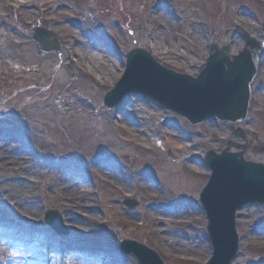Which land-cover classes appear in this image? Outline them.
I'll return each mask as SVG.
<instances>
[{
  "label": "rangeland",
  "instance_id": "obj_1",
  "mask_svg": "<svg viewBox=\"0 0 264 264\" xmlns=\"http://www.w3.org/2000/svg\"><path fill=\"white\" fill-rule=\"evenodd\" d=\"M9 1L0 0L2 21L7 28H12L15 38L22 40L30 49L22 47L17 49L12 46L5 50L0 49V62H7L6 65H0V184L9 182L16 186L15 192L11 193L2 190L0 185V243L9 242L18 248L17 258L20 260L32 256L35 251L40 250V244L48 242L52 247H66L69 251L81 248L94 249L104 256L113 257L118 264H135L121 258L117 253L120 241L128 238L153 248L165 264H185L174 258H167L147 233L148 221L145 214L151 206L164 204L171 211L161 210L162 216L158 214L162 220L160 229L171 228L172 221L181 227L189 225L198 235L193 239L199 241L206 249L205 253L194 258L195 263L190 264H205L211 256V251L205 235L206 222L203 212L196 207L198 195L208 178V173L201 162L208 149L224 148L223 143L229 135L228 125L208 121L191 126L184 119L166 113L156 105L136 96L140 101H136L135 108L128 109L127 105L121 107V111H116L121 116L113 118L114 127H108L107 120L115 111L103 106L105 94L121 78L125 69V55L134 48H144L150 52L144 45L152 29V24L147 18L156 3H161L170 11L166 0H150L145 5H141L137 0H77L82 15L93 19L92 21L74 17L70 14L73 9L69 13L68 10H57L60 13L57 15L56 7L53 5L42 4V0H30L36 19L29 25H23L18 21L14 11L7 7ZM175 1L179 5L176 12L170 11L165 18L177 26L174 27L173 35L168 37L167 42L170 45L164 46L188 54L195 64L190 67L173 56L163 61L156 56L154 58L164 67L180 73L197 74L196 70L205 62L211 43L220 47L229 46L233 54L242 49L239 35L245 28L237 24L235 13L243 15L239 19L247 20L248 31L252 35V30L257 27V21L264 19L258 12L257 14L263 18L257 19L249 12V8L244 4L246 0H196L192 7L184 9L183 4L192 3L193 0ZM257 1L261 0H250V3L256 5ZM197 18L203 22L200 26L203 36L197 35L198 38L192 36L189 30ZM188 19L191 20L190 23ZM67 20L73 23V31L60 32L55 29V24L58 28L59 25L63 27ZM34 28L50 31L58 37L55 40L60 50L56 54L41 56L32 40ZM160 29L164 30L163 26ZM91 30H95L97 36H93V33L89 36L88 32ZM71 33H76L79 39L82 38L83 46L91 54L81 51H76L75 56L69 54L68 51L72 48L68 46ZM82 33L85 36L87 34V37L83 38ZM11 36L14 37L13 34ZM98 36L112 43L117 55L108 53L101 40L97 42ZM159 37L162 38L160 35ZM49 41H52V37ZM89 57L100 60L97 62L101 64L104 83L96 71L92 76H84L80 72L79 62L90 68ZM103 64L110 69L107 75L104 74L106 68ZM70 75H74V79H71ZM94 77L100 84H91ZM256 86L257 82L253 88V106L245 130L251 133L249 140L252 139L264 148V97L257 94ZM62 96L67 98L66 103L60 101ZM76 102L86 105L89 109L82 112ZM71 107L75 108L76 115L82 116L86 113L89 118L82 120L64 111ZM149 125L156 126L167 135L168 141L162 139L163 145L159 143L160 148L154 141L152 142L155 151L151 148L141 150L131 143L123 142L142 140V137L149 135L146 130ZM6 134H11L8 135L10 141L3 139ZM153 138L154 136H150L148 139L154 140ZM148 139L145 143L147 145ZM105 150L110 151V156L103 153ZM71 152L81 154L84 159L95 156L88 174L91 183H85L83 173L82 177L75 178L74 183L68 186L67 193L76 190L80 197L83 196V192L91 194L94 207L101 212L96 214L100 220L99 237L86 239L76 236L78 235L76 233L82 231V225L88 222L83 216L90 214L89 208H78L82 217H75L74 222L66 221L62 215V212L66 213L62 210L66 208L64 203L68 201L66 204L77 209L78 204L70 203L76 200L73 198L65 200L62 196L65 191L54 192L51 188L40 185L44 177L49 181L50 176L43 170V166L35 163V159H44L50 166L55 165L57 158ZM94 152L97 153L92 154ZM187 152H193L195 159L191 161H197L196 167L200 171V175L193 178L194 180L187 174L186 168L190 160ZM248 157L252 161L264 160V156H255L252 153ZM142 173L150 178H158L164 196H158L154 200L153 193L136 190L134 183L138 180L137 176ZM118 177H123L128 182L124 191L120 186L117 187ZM94 179L99 180V186ZM103 186L112 189L117 187L113 190L115 194L110 198L107 197L106 191L100 195L98 191ZM43 192L48 194L45 200L39 197ZM147 193L149 196H146ZM131 195L138 202L134 210L121 206L124 199L132 198ZM107 200L111 201L110 206L118 210L123 218L133 217L131 226L115 225L112 211L107 210L103 204ZM174 202H180L183 206L172 209L170 205ZM41 203L45 204L39 209V214L36 216L29 214L31 204ZM47 209H55L61 213L68 230L66 235L60 236L51 232L42 222V214ZM169 213H175L176 218L168 217ZM189 214L195 218L188 220ZM26 217H30L33 224L23 225V228L14 224L18 220L24 222ZM237 221L240 254L233 264H264V208L246 207L238 213ZM117 230L119 232H116ZM181 240L185 241L184 238ZM0 248L2 250L3 247ZM164 251L171 256L174 255L172 249L165 248ZM2 254L0 251V264Z\"/></svg>",
  "mask_w": 264,
  "mask_h": 264
},
{
  "label": "bare ground",
  "instance_id": "obj_2",
  "mask_svg": "<svg viewBox=\"0 0 264 264\" xmlns=\"http://www.w3.org/2000/svg\"><path fill=\"white\" fill-rule=\"evenodd\" d=\"M29 2L30 0H10L7 3V7L14 11V13L16 14V18L23 25L32 24L34 20L36 19L34 16L33 10H32L33 6H31ZM137 2L140 3L141 5H145L147 4V2L149 3L150 0H137ZM195 2L196 0H193L192 3H184L183 9L192 7L195 4ZM41 3L47 4V5L50 4L56 7L55 11L57 15H60V13L57 10H60V11L68 10L67 13H69L73 9V12H70V14H72L74 17L82 18L87 21L93 20V19L88 18V16L82 15V10L77 4L78 3L77 0H42ZM166 5L168 8H170V11L172 12H176L177 7L179 6L175 0H166ZM170 11L164 8L161 5V3H156L153 6L152 10L150 11V15L148 17L150 24H152V29L147 38V41L145 42V45L151 50L154 56H156L157 58L161 60L169 59L173 56L176 60L183 61L189 64L190 67H193L195 64V61L193 60L191 56H189L186 53L179 52L178 50H174L173 48H170V47L168 48L164 46V45H170V43L167 42L168 37L169 35H173L174 27L177 26V24L175 26L174 24H172L173 23L172 21H168L165 18L167 13L169 14ZM2 17H3L2 14H0V46H1L0 49L5 50L6 48L11 47V46L17 49H20L21 47L24 49H27V48L30 49L29 47L25 46V43L22 40L15 38V35L14 33H12V30H11L12 28L11 27L7 28L5 26V23L2 21ZM235 17H236V21L240 22L241 19L239 20V18H242V15L235 13ZM188 22L190 23L191 20L188 19ZM244 22L245 20H243L241 25H244L243 24ZM64 23H65L64 26L62 27L59 25V28L55 24V29L60 32H66V31L71 32L74 30V25L70 20H67ZM202 24L203 22H201V20L198 18L196 21H193L192 25L189 28L191 32L190 34L196 38H198L197 35L203 36V31L200 27ZM161 26H163L164 30L160 29ZM92 33H93V36L95 35L97 36L95 30L89 31L88 35L91 36ZM11 34H13L14 37H12ZM159 35L162 36V38H160ZM70 40L71 41L68 44V46H72V48H70L68 51L70 55L75 56L76 51L90 53V51H88L87 48L83 46V42L80 39H78V35L76 33H71ZM100 40L102 42L103 47L107 51L112 52L113 54L115 53V50L112 49L111 44L107 40L98 36L97 42H100ZM116 40L118 39H115V41ZM33 42L37 46L38 53L43 54V53H47L48 51H50L48 54L57 53V50L55 49L57 44L55 43L52 44V42L49 41V37L43 31H35ZM193 53H196V52H193ZM89 58H90V61H89L90 68L89 69L84 67V65L81 62L78 63L80 72L84 74V76H89V74H92V72L96 71L97 76L101 77V81L102 83H104V79L102 78L103 71L101 68V64L100 62H97L100 60L93 59V57H89ZM102 60L104 61L103 57H102ZM102 60L101 62H103ZM6 64L7 62H0V65H6ZM108 72H110L109 67L106 68V71H104V74L107 75ZM91 82H92L91 84H97L94 81H91ZM60 101H62L63 103H66L67 98H65V96H62L60 98ZM68 101L71 102L70 100ZM73 102L75 103V101ZM126 102H127V106L129 109L135 108L136 100L134 98H130ZM76 104H78V108L82 112L87 111L88 107L86 105L82 103H77V102ZM74 110L75 108L71 107L70 109H67L64 111H67L68 113H70L71 116L80 118L82 120L89 118V116L86 113H84L82 116L76 115L74 113ZM115 116L116 114L113 113L112 116H110V118L107 120L109 122L107 124L108 127L114 126L113 118H116ZM143 124L141 123V125ZM146 130L148 131L149 135L142 137L141 138L142 140L138 142H135V141H123V142L128 143V144L131 143L139 149H147L146 146L148 145L145 143H147V139L150 136H154L155 140L162 141L160 137H164V139L167 140V136L161 135V132L156 126L149 125L148 127H146ZM56 134L57 136L59 135L58 131L56 132ZM8 135H11V134H6L3 137V139L9 140ZM159 135L161 136L158 137ZM148 144L152 145L153 142L150 139H148ZM151 149L155 150V148L153 147ZM105 153L108 155L110 154V151L105 150ZM186 154L189 157L194 156L192 152H187ZM38 159H39L40 165L48 166V162L46 160L40 159V158ZM48 167L50 168L47 169L46 171L47 173H49L50 180L47 181V179L44 177L42 181L40 182V185H44L46 188H51L54 191H65L66 193L62 195L63 198L64 199L73 198L74 200H76V202H70V203L78 204L77 209H75L69 204H66L68 201L64 203L66 208L63 210L66 211V213H64L63 218L66 221L74 222L75 217H78V218L82 217V215L78 212V208L79 209L89 208L91 210L90 211L91 213L84 216L88 222L82 225V231L78 232V234L80 237H83V238L98 237L100 234H99V231L97 230V225L100 223V220H99V217L96 215V213L93 212L96 209L92 205L93 199L91 195L85 194L84 196L80 197L77 194L76 190H72L71 192L67 193L68 186L70 185L69 184L70 176L82 177L83 176L82 174L85 172L84 171L85 168H83L82 165L78 162L77 157L69 158L65 155L61 156L57 160V163L54 167H51V165ZM186 169L188 172L187 174L190 175L191 179L200 175L198 168L193 164H188ZM92 174L93 176H96L97 179H99V177L95 175V173H92ZM97 179L94 182H96V184L99 185V180ZM84 180L88 181V178L86 175L84 176ZM224 180L225 182L223 183V185L229 182L227 178H224ZM117 181H118L117 186H120L122 190H125L128 182L125 181L123 177L121 178L118 177ZM0 185L2 186L1 187L2 190H8L11 193H14L16 190V186L10 184L9 182L8 183L4 182ZM134 185L138 192H140V189H141V190H145V193L146 192L153 193L154 196L152 197V199H155L156 197H158V195L162 194L160 186H159V180L155 178H150L145 175H141L138 181L134 183ZM105 191L107 192L108 198H110L112 195L115 194L112 188H106V186H103V188L100 187L98 193H100V195L105 194L106 193ZM146 196H149V193H147ZM39 197L41 200H45L47 198V194L43 192L39 195ZM0 198H1V195H0ZM110 202L111 201L107 200L103 203L106 206H108ZM43 204L45 203H41L39 205L31 204L32 206H31V211L29 214H32L35 216L39 214V211H40L39 209L42 207ZM179 204L180 203L171 204L172 209H177L178 207H180ZM156 209L157 207L156 208L151 207L148 213L145 214L147 221H148V225L146 224L147 233L150 235L153 243L163 252V254L166 257L174 258L176 261L183 262L186 264L195 263L196 259L194 258H198L201 254L205 253V250H206L204 245L199 243V241L193 239L194 237H198L197 233L187 224L185 225V227H181L177 225L176 223H174L173 227L169 229H160L161 228L159 226L161 224L160 218L157 215L159 214V212ZM26 211H28V208H26ZM47 217L50 220L49 222L56 221L55 217L52 214H48ZM112 217L114 218V221L117 224L120 223L124 226H131L134 220L133 217L123 219L118 210L112 211ZM173 217L176 218L174 214H173ZM188 217H189L188 220H192L194 218L190 214ZM31 220L32 219L30 217L28 218L26 217L24 222L30 225L32 224ZM15 224L17 226L23 227V222L20 220L15 222ZM116 232H119V230H117ZM181 238H184L185 241L183 242ZM3 244H7V246H6V249L3 251L4 255L2 258L1 264H26L24 262L19 261V259L16 257L17 256L16 247H13L12 245H9L8 243H5V242ZM165 248L174 250V255L172 256L168 255L167 252L164 251ZM40 249L41 250L39 252L34 253L28 259L31 261V264H85V263L87 264H118L115 260L112 259L113 257L104 256L102 253L94 249H89V248H86V249L81 248L77 250L66 251L65 249L54 248L47 242L45 244H41ZM54 252L60 253V255L55 256Z\"/></svg>",
  "mask_w": 264,
  "mask_h": 264
},
{
  "label": "water",
  "instance_id": "obj_3",
  "mask_svg": "<svg viewBox=\"0 0 264 264\" xmlns=\"http://www.w3.org/2000/svg\"><path fill=\"white\" fill-rule=\"evenodd\" d=\"M57 50V48L55 47ZM41 53V55L48 54ZM141 52H133L129 57L132 64L135 55ZM149 59V57H147ZM150 60V59H149ZM248 58L244 61L243 56L232 64L227 59V54L219 56L210 61L207 73L199 80L193 81L181 78L174 73L164 71L166 79L160 81L146 77L144 85L150 90L151 96L165 105L168 109H174L185 114L195 121L200 114V107L204 103L210 108V112L216 115L227 114L231 119H238L246 114L249 105L248 84L255 74V63ZM170 77V78H169ZM116 91H120V86ZM207 97L204 98V97ZM116 94L113 92L106 97V105L113 107ZM237 157V156H236ZM235 156L225 155L221 158L226 163H236ZM238 164V162H237ZM242 171L231 170V178L238 182L244 190L243 203H251L256 198V192H261V202L264 203V179L258 178V172H264L262 167L244 165ZM240 189V190H241ZM207 209L209 230L213 232L215 256L212 264H230L236 256L237 243L234 238V210H227L225 207H218L219 200L212 207L207 201H203ZM233 236V241L230 237ZM233 243V250L225 252L229 242Z\"/></svg>",
  "mask_w": 264,
  "mask_h": 264
}]
</instances>
